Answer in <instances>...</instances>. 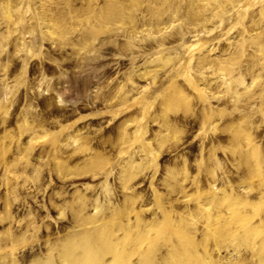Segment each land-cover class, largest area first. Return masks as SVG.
Here are the masks:
<instances>
[{
    "label": "rangeland",
    "instance_id": "1",
    "mask_svg": "<svg viewBox=\"0 0 264 264\" xmlns=\"http://www.w3.org/2000/svg\"><path fill=\"white\" fill-rule=\"evenodd\" d=\"M77 260L264 264V0H0V264Z\"/></svg>",
    "mask_w": 264,
    "mask_h": 264
},
{
    "label": "bare ground",
    "instance_id": "2",
    "mask_svg": "<svg viewBox=\"0 0 264 264\" xmlns=\"http://www.w3.org/2000/svg\"><path fill=\"white\" fill-rule=\"evenodd\" d=\"M94 249L98 252V251L102 250V247L101 246H98V247L95 246ZM72 264H80V262L77 260L76 262H72Z\"/></svg>",
    "mask_w": 264,
    "mask_h": 264
}]
</instances>
